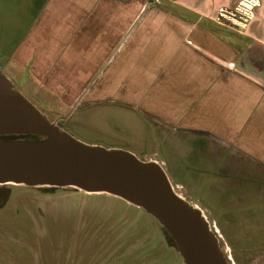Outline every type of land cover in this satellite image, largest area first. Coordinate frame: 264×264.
<instances>
[{"label":"crops","instance_id":"0c3cea01","mask_svg":"<svg viewBox=\"0 0 264 264\" xmlns=\"http://www.w3.org/2000/svg\"><path fill=\"white\" fill-rule=\"evenodd\" d=\"M245 1L42 0L36 16L13 21L3 40L1 27L0 46L13 72L24 71V81L66 107L88 91L84 101L107 99L148 119L172 143V162L149 156L165 170L187 169L192 157L198 169L264 172V84L243 59L252 47L264 54V0H249L256 8L244 30L217 20L220 9Z\"/></svg>","mask_w":264,"mask_h":264},{"label":"rangeland","instance_id":"374dc122","mask_svg":"<svg viewBox=\"0 0 264 264\" xmlns=\"http://www.w3.org/2000/svg\"><path fill=\"white\" fill-rule=\"evenodd\" d=\"M10 1L0 13V31L4 29L1 40L7 37L13 21L14 27L21 19L23 25L30 22L42 0L34 1L29 13L26 8L31 0ZM7 48L0 46V70L51 120L68 117L59 125L76 139L125 149L146 161L152 154H158L156 158L166 164L173 161L172 143L157 135L155 127L137 111L107 99L91 102V97L83 99L76 109L75 104L66 107L58 96L32 80L24 81V71L13 72L15 67L3 60ZM243 51L239 54L247 53V49ZM248 51L244 64L260 74L256 80L264 84L263 50L259 54L255 47ZM97 89L102 90V83ZM97 89L93 98L100 93ZM185 162L187 169L166 170L183 186L176 190L206 210L213 229L215 225L219 231L228 260L232 259L230 263L264 264V172L231 175L229 169H198L197 158L189 157ZM0 189L10 191L9 199L0 207V264H184L161 223L120 198L89 195L74 188L4 185Z\"/></svg>","mask_w":264,"mask_h":264},{"label":"water","instance_id":"95a60500","mask_svg":"<svg viewBox=\"0 0 264 264\" xmlns=\"http://www.w3.org/2000/svg\"><path fill=\"white\" fill-rule=\"evenodd\" d=\"M67 119L51 120L0 70V186L74 188L120 198L161 223L184 264H231L205 212L175 189L161 164L86 144L59 125Z\"/></svg>","mask_w":264,"mask_h":264},{"label":"built area","instance_id":"2783aa9c","mask_svg":"<svg viewBox=\"0 0 264 264\" xmlns=\"http://www.w3.org/2000/svg\"><path fill=\"white\" fill-rule=\"evenodd\" d=\"M255 8H256L255 2L247 0L244 3H242L238 8H236V10L233 12L226 11L225 9H220L217 20L219 23L227 21L229 23H232L234 26L238 28L245 29L247 23L253 19V15H254L253 12ZM236 20L239 21V24H236L234 22ZM214 229L217 232V234H219V231L215 225H214ZM229 259L230 261H232L230 257Z\"/></svg>","mask_w":264,"mask_h":264},{"label":"trees","instance_id":"16d2710c","mask_svg":"<svg viewBox=\"0 0 264 264\" xmlns=\"http://www.w3.org/2000/svg\"><path fill=\"white\" fill-rule=\"evenodd\" d=\"M26 138H31V137H26ZM35 138H37V137H35ZM50 189H56V188H50ZM9 197H10V191H8L6 189H0V198L4 199V201L6 202L9 199ZM165 231H166L169 243L171 245L176 246L175 241L173 240L171 235L168 233L167 230H165Z\"/></svg>","mask_w":264,"mask_h":264},{"label":"flooded vegetation","instance_id":"af4514ba","mask_svg":"<svg viewBox=\"0 0 264 264\" xmlns=\"http://www.w3.org/2000/svg\"><path fill=\"white\" fill-rule=\"evenodd\" d=\"M0 203H1V204H0V207L3 206L4 203H5L4 199L0 198Z\"/></svg>","mask_w":264,"mask_h":264}]
</instances>
